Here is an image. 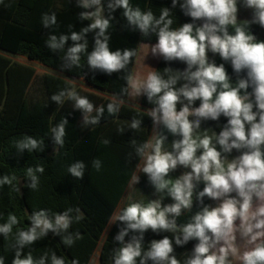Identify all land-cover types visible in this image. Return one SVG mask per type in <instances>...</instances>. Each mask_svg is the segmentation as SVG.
I'll list each match as a JSON object with an SVG mask.
<instances>
[{"label":"clouds","instance_id":"obj_1","mask_svg":"<svg viewBox=\"0 0 264 264\" xmlns=\"http://www.w3.org/2000/svg\"><path fill=\"white\" fill-rule=\"evenodd\" d=\"M178 3L192 23L173 28L174 16L168 7L161 8L157 17L151 9L134 7L130 0H107L106 17L102 0H76V6L86 10L78 13L79 19L91 23L80 31H72L73 26L69 25L70 34H49L46 40L51 51L64 53L62 70L71 71L83 67L81 56L87 53V34L94 33L93 49L86 59L90 68L107 75L123 72L137 52L112 51L108 34L111 13L122 9L128 29L139 30L144 37H157L155 44L141 43L142 47L166 62L186 64L182 71L166 67L161 72L149 67L151 70L143 79L133 74L124 76L127 86L122 89L123 94L134 99L143 95L154 105L147 110L153 125L150 138L143 143L130 141L139 163L129 186L139 183L138 173L143 172L158 198L147 203L131 202L112 215L109 224L121 222L123 227L114 237L121 246L113 249L110 259L114 264H233V260L238 264H264V40H258L250 30L253 24L264 28V0H242L243 7L252 10L250 20L238 19V0H172V8ZM41 23L48 29L56 26V14H44ZM69 40L72 44L65 51ZM208 52L231 64L236 75L234 83L225 64L217 65L209 59ZM69 83L72 87L53 94L50 100L61 107L66 101L73 102L72 107L83 114L82 127L98 125L105 115V106L97 107L81 96L75 80ZM197 100L200 104L194 107ZM123 103V98L114 97L106 106L108 115L116 116ZM221 116L227 118V123L218 134L211 128H201L202 122L219 121ZM142 123V119L133 118L129 129L138 131ZM67 124L64 117L51 128L55 153L65 145ZM118 132L123 134L125 129L121 127ZM165 133L178 137L172 140L171 150L164 147L168 140ZM102 143L107 145L110 141L105 139ZM15 148L18 153L43 152L44 139L24 134L15 141ZM234 149L240 154L229 159ZM92 167L99 171L102 162L94 159ZM178 167L190 171L173 178L171 174ZM85 170L83 161H76L67 169L79 180L84 178ZM44 172L43 165L28 167L27 187L38 190L37 173ZM16 179L15 175H3L0 187L8 185L20 193L14 184ZM201 182L204 187L199 190ZM165 196L173 202L162 204ZM205 197L218 201L217 205H204ZM194 201L199 202L200 209L187 223L178 224L177 218L185 211L191 212ZM28 219L30 226L17 228L14 236L13 228L20 223L16 215L10 213L7 222L0 224L5 241L11 238L6 251H15L11 264H48L49 260L50 264H66L65 258L58 257L52 249L39 258L31 251L24 255L22 250L49 232L60 236L66 247H72L83 238L79 231H69L74 222L83 219L81 210L39 209ZM148 230L171 233L172 238L154 239L145 250L144 234ZM129 233L133 235L125 242ZM192 240L197 243L181 262L173 242L183 247ZM0 264H5L4 257H0ZM71 264H79V260L73 259Z\"/></svg>","mask_w":264,"mask_h":264},{"label":"trees","instance_id":"obj_2","mask_svg":"<svg viewBox=\"0 0 264 264\" xmlns=\"http://www.w3.org/2000/svg\"><path fill=\"white\" fill-rule=\"evenodd\" d=\"M102 3L105 8L104 15L107 17L109 15L107 0H102ZM130 3L134 7L139 6L143 11L151 9L157 17L161 8H170L174 16L173 28L184 23H192L191 18L184 15L179 3L172 8V0H130ZM81 11L86 10L78 8L76 0H0V177L15 175L17 179L14 184L20 188L18 193L8 185L0 187V224L7 222L10 213L16 215L20 223L13 228L14 236L17 228L30 226L28 217L35 210L50 209L52 212H63L69 207L79 208L83 219L78 223L74 222L69 231H79L83 238L77 240L72 247H66L60 236L49 232L45 238L35 241L30 247H25L22 253L26 255L31 251L35 258H39L46 250L52 249L58 257L65 258L66 264H71L73 259H78L79 264H90L94 253L101 245L100 264H114L110 257L113 249L121 246L114 237L120 227H123L122 223H114L108 234L104 235L110 225V218L117 211L129 187L133 173L137 171L139 157L134 154L130 141L135 139L137 143H143L150 138L153 125L151 118L147 116V110L154 105L142 95L140 103L145 112L121 105L116 116H109L106 106L112 100L76 89L95 106H105V115L101 117L98 125L82 127L83 114L72 107L73 102L66 101L61 107L50 100L53 94L66 87H72L70 83L47 74L38 76L34 68L12 58L24 57L71 79H81L83 75V80L94 90L118 99H127L128 96L122 93V89L127 86L124 76L134 73L140 44L153 45L157 42V37L154 34L144 37L139 30L128 29L122 9H117L111 13L113 20L108 30L109 46L112 51L136 50L137 55L132 58L127 69L111 75L91 69L86 59L87 53L93 49L94 33H88L87 53L81 56L83 67L71 71L62 70L64 53L59 50L51 51L46 46V40L49 34L57 36L70 34L69 25L73 26L72 31H80L82 27L91 23L79 19L78 13ZM52 13L57 16V25L49 29L44 28L41 23L42 16ZM196 23L199 24L200 21ZM250 30L255 36L262 32L263 36L256 38L264 40V28L253 24ZM71 44L69 40L65 45V51ZM207 55L210 60H215L217 65L225 64L234 83L236 75L231 64L221 60L218 54L208 52ZM166 67L182 71L186 64L179 61L166 62L161 58L156 70L162 72ZM36 83H40L39 87H36ZM199 104L200 101L197 100L193 106L198 107ZM179 107L180 105H177L178 109ZM64 117L69 122L66 125L65 145L55 153L51 128ZM133 118L143 120L138 131L129 129ZM205 123L218 134L221 126L227 123V118L221 116L219 121L209 120ZM121 127L125 129L123 134L118 132ZM24 134L38 139L43 138L44 151L29 153L24 150L23 153H18L15 141L21 139ZM105 139L110 143L103 144L102 141ZM173 139L177 138L169 135L166 143ZM233 153L236 156L240 154L235 149ZM94 159L102 162L99 171L92 167ZM76 161H83L86 164L82 180L73 178L67 171ZM37 165H43L45 172L37 173L40 178L38 190H31L27 187L29 180L26 177V170ZM203 187L204 184L201 182L198 188L202 190ZM204 205L211 206V199L205 197ZM200 207L199 202L194 201L192 211H186L177 218L178 224L187 223ZM72 215L75 216L76 213L73 212ZM131 235L133 233L125 237V242ZM164 236L172 238L171 233L157 234L148 230L144 234L145 250L152 240H159ZM10 242L11 238L5 241L0 234V257L5 258V264H11L15 255L14 250L6 251V245ZM196 243L197 241L192 240L181 247L173 242L177 258L183 262L187 252L190 253ZM148 264L152 262L148 261Z\"/></svg>","mask_w":264,"mask_h":264},{"label":"rangeland","instance_id":"obj_3","mask_svg":"<svg viewBox=\"0 0 264 264\" xmlns=\"http://www.w3.org/2000/svg\"><path fill=\"white\" fill-rule=\"evenodd\" d=\"M238 8H239V12H238V19L239 20H245V19L250 20L251 19V17H252V10L251 9L244 8L243 7V4H242V0H238ZM88 10L90 11V10H93V9H88ZM261 36H263V33L262 32H258L256 34V37H261ZM149 45H151V44H149ZM147 51H149V49L147 47H142L141 44H140L139 50H138V60H137V63H136L135 75H138V69H139V66L141 64V60H143L144 58H147L146 57L147 56ZM13 59L15 61H17V62H20V63L31 64L33 67H35L39 71L42 70L39 66H37L36 64H32V63L28 62L24 58H18V57H16V58H13ZM39 74L41 75L42 73L40 72ZM126 103L127 104H130V98H129V100L126 101ZM203 123H204V125L207 128H210L209 125H206L205 122H203ZM201 128H202V124H201ZM165 135L169 136L170 134L165 133ZM176 138L178 139V137H176ZM235 156L236 155L232 151V153L228 156V158L229 159H232ZM186 171H190V169H177L175 171L176 172V177H178L179 175H181L182 173H184ZM138 175L140 177L139 183L135 184L133 187H130V186L128 187V189H127V191H126V193H125V195H124V197H123V199H122V201H121V203H120L117 211L119 209L124 208L125 206H127V204H129L131 202H144V203H147L148 200H153V199H157L158 198V194L155 193V189L150 184L147 175L144 174L143 172H139ZM172 202H173L172 199L169 198L167 200L164 199L162 201V204L167 205V204H170ZM113 225H114V223L109 225V227L106 230L104 236H106L108 234V232L110 231V229L112 228ZM100 246L97 249V251L95 253V256L91 260V263L90 264H100V261H99Z\"/></svg>","mask_w":264,"mask_h":264},{"label":"crops","instance_id":"obj_4","mask_svg":"<svg viewBox=\"0 0 264 264\" xmlns=\"http://www.w3.org/2000/svg\"><path fill=\"white\" fill-rule=\"evenodd\" d=\"M148 53H149V51H147V56H146L147 58H144L143 60H141V64H140L139 69H138V75H139V77L141 79H143L144 77H146L148 71L151 70L149 67L156 69V67H157V65H158V63H159V61L161 59V57H154L151 53H149V54ZM7 56H9V55H7ZM12 58H16V57H12ZM18 58H24V57H18ZM24 59H26V58H24ZM137 60H138V56H137L136 61H135L133 75H135ZM27 61L30 62V63H32V64H36L37 66H39L42 69L41 71H39L38 69H36L35 67H33L31 64L22 63V64L29 65L32 68H34L35 71H36V74L38 76H41L43 74H47V75H50V76H54L56 78L63 79V80H65L68 83L71 80H75V87H76V89H80V90H84V91H87V92H90V93H94V94L100 95V96L105 97V98L110 99V100H113V98H114V96H112V95L103 94V93H100V92L94 90L84 80L81 81L80 79H71V78H68V77L64 76L61 73H58V72H56V71H54L52 69H49V68L44 67L43 65H41L38 62H33V61H29V60H27ZM40 72L42 73L41 75L39 74ZM35 85H36V87H39L40 83H36ZM35 85L33 86V88L35 87ZM129 98H130V104H127L126 101L129 100ZM140 98H141V96L139 98H137V99H134V98H131V97L128 96V98L124 100V103L122 105L128 106V107H130L132 109H135V110H138V111L145 112L144 109H143V107H142V105H141V103H140ZM205 128L207 129V127H205L204 123L202 122V129H205ZM171 142L172 141H169L168 143H165V146L164 147H165L166 150H171V148H170ZM217 147L219 148V146H217ZM177 169H185V168L178 167ZM171 176L173 178H175L176 177V172H173L171 174ZM169 198H171V197L165 196L164 199L167 200ZM217 203H218V201L211 200V206L215 207L217 205ZM95 253H94L92 259L94 258ZM99 256H100V254H99ZM233 264H238V262L235 261V260H233Z\"/></svg>","mask_w":264,"mask_h":264}]
</instances>
